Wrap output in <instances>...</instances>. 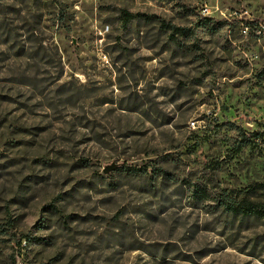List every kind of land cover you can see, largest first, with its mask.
I'll return each mask as SVG.
<instances>
[{"label":"rangeland","instance_id":"1","mask_svg":"<svg viewBox=\"0 0 264 264\" xmlns=\"http://www.w3.org/2000/svg\"><path fill=\"white\" fill-rule=\"evenodd\" d=\"M245 197L264 0H0V264H264Z\"/></svg>","mask_w":264,"mask_h":264},{"label":"trees","instance_id":"2","mask_svg":"<svg viewBox=\"0 0 264 264\" xmlns=\"http://www.w3.org/2000/svg\"><path fill=\"white\" fill-rule=\"evenodd\" d=\"M136 16H137L136 14L125 11L123 13L124 22L128 24ZM204 20L212 21L211 18H205ZM164 26L171 30V35L173 37H175L176 35H186L190 32V29L184 28V27L173 26L171 24H166ZM262 136L263 134L258 131L251 133L248 137L246 135H241L240 143L239 145H237V151L239 152L245 145L252 143L253 138L255 140H258ZM133 170L140 171L139 169H133ZM221 204L224 207V211L226 210L227 213L231 215L241 214L242 216H245V217L264 216V207L261 206L260 203L252 201L248 197H245L242 200V202H238V203L235 201H232V199L231 200L223 199V202Z\"/></svg>","mask_w":264,"mask_h":264},{"label":"water","instance_id":"3","mask_svg":"<svg viewBox=\"0 0 264 264\" xmlns=\"http://www.w3.org/2000/svg\"><path fill=\"white\" fill-rule=\"evenodd\" d=\"M111 167H109L108 169H106L105 171L108 172L110 170Z\"/></svg>","mask_w":264,"mask_h":264}]
</instances>
